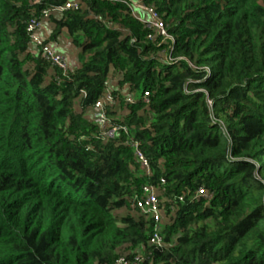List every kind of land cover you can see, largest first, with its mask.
<instances>
[{
    "label": "trees",
    "instance_id": "trees-1",
    "mask_svg": "<svg viewBox=\"0 0 264 264\" xmlns=\"http://www.w3.org/2000/svg\"><path fill=\"white\" fill-rule=\"evenodd\" d=\"M69 1L42 39L76 52L62 71L27 27ZM141 1L168 38L111 0H0V264H264V0Z\"/></svg>",
    "mask_w": 264,
    "mask_h": 264
},
{
    "label": "built area",
    "instance_id": "built-area-1",
    "mask_svg": "<svg viewBox=\"0 0 264 264\" xmlns=\"http://www.w3.org/2000/svg\"><path fill=\"white\" fill-rule=\"evenodd\" d=\"M112 2L121 3L127 5L131 11L132 16L135 20L141 23L144 28L154 32V34H159L165 38H168L164 22L161 16L158 14L156 9L151 6H146L141 0H111ZM79 9L78 3L69 1L60 7L47 8L41 12V16L38 19H32L28 23L27 32L29 34L30 44L39 50L42 57L54 68H58L62 71L67 69V64L65 58L62 55L55 53L48 45H43L42 38L39 36V31L42 25L46 22V19L50 15L59 14L66 10L77 11ZM151 38V37H149ZM148 98V93L143 94V101L146 102ZM125 103L132 104L134 98L132 95H128L124 98ZM106 104L116 106V101L111 97V95L105 91L104 94L95 102L94 110L96 111V123L99 130L100 139L104 142L115 140L120 133L127 134V130L124 127L115 125L106 111ZM132 147L136 148L134 144ZM136 157L143 170H146L148 163L146 159L138 152H136ZM203 191L199 190V194ZM143 197L136 201V207L140 210L142 214L153 220L154 223V235L150 240V244L154 246H160L161 239L160 226L162 219V211L159 208L157 196L154 189L151 186H144L142 188ZM181 200V198H180ZM129 262L124 258L117 259L115 264H136Z\"/></svg>",
    "mask_w": 264,
    "mask_h": 264
},
{
    "label": "crops",
    "instance_id": "crops-1",
    "mask_svg": "<svg viewBox=\"0 0 264 264\" xmlns=\"http://www.w3.org/2000/svg\"><path fill=\"white\" fill-rule=\"evenodd\" d=\"M46 25V23H44ZM43 25V31L42 35L45 36V27ZM44 33V34H43ZM60 54L65 58L66 64L68 68H73L77 66V58H76V52L72 50H67L66 45L63 49H59Z\"/></svg>",
    "mask_w": 264,
    "mask_h": 264
},
{
    "label": "rangeland",
    "instance_id": "rangeland-1",
    "mask_svg": "<svg viewBox=\"0 0 264 264\" xmlns=\"http://www.w3.org/2000/svg\"><path fill=\"white\" fill-rule=\"evenodd\" d=\"M44 25V24H43ZM43 25H42V28L40 29V31H39V36H40V38H42L43 40L45 39V36L44 35H42V31H43ZM44 27L45 28H47V30H50V26H49V24L48 25H44ZM44 34V33H43ZM60 42L62 41V38L59 40ZM57 54H59V55H61L60 54V52H58ZM128 95H125L123 98H126ZM120 117V115H119V113H117V116H114V120H117L118 118ZM171 215H169V216H165V214H162V224H163V222L165 223L168 219H169V217H170Z\"/></svg>",
    "mask_w": 264,
    "mask_h": 264
}]
</instances>
